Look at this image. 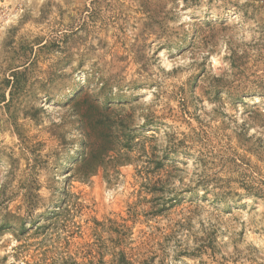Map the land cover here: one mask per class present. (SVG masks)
Listing matches in <instances>:
<instances>
[{
  "label": "rangeland",
  "instance_id": "374dc122",
  "mask_svg": "<svg viewBox=\"0 0 264 264\" xmlns=\"http://www.w3.org/2000/svg\"><path fill=\"white\" fill-rule=\"evenodd\" d=\"M0 264H264V0H0Z\"/></svg>",
  "mask_w": 264,
  "mask_h": 264
}]
</instances>
